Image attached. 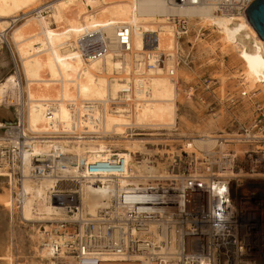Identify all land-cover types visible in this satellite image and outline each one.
<instances>
[{
	"label": "bare ground",
	"instance_id": "bare-ground-1",
	"mask_svg": "<svg viewBox=\"0 0 264 264\" xmlns=\"http://www.w3.org/2000/svg\"><path fill=\"white\" fill-rule=\"evenodd\" d=\"M41 1L0 0V42L12 52L15 65V72L0 81V128L14 125L9 107L16 106L28 132L37 138L51 135L52 142L38 140V144L33 145L36 154H47L54 147L57 153H70L93 164L108 158L111 148H119L126 158L129 178L119 183L137 190L148 183L162 185L163 181L175 178L179 171L181 174V152L175 145L180 143L178 125L183 119L179 111V88L174 82L180 65L176 64L178 42L169 22L171 17L199 19L212 27L211 48L218 47L224 57L237 55L241 62L238 70L242 71L245 85L256 89L252 93L254 97L258 91L264 95V41L241 14L220 13L210 5L181 9L169 0H50L44 4ZM20 13L23 15L19 16ZM118 24L130 28L133 44L130 54L121 55L119 49L110 45L115 40ZM91 34L105 41L106 54L88 56L83 53L81 43ZM145 34L158 37L152 50L167 57L165 69L134 67V56L139 58V53H145ZM198 38L197 35L195 39ZM96 40L95 36L93 41ZM6 65L9 64L0 63V77ZM170 70L174 77L168 75ZM88 103L94 105L90 110L85 109ZM253 122L251 119L247 125ZM212 128L213 124H209L203 134L190 136L191 144L185 143L187 151L210 150L216 145V138H239L218 137L209 132ZM62 134L73 137L60 136ZM235 150L237 155H243L244 147L237 145ZM227 172L217 177H234ZM4 181L0 193V264H20L24 248L32 257L30 264H95V261L118 264L124 258L127 260L128 256L117 254L70 253L59 238L52 239L62 247L56 255L51 247L43 246L44 231L40 225H35L42 220H53L54 215L60 220L58 216L63 214L61 209L55 211L47 199L49 181L36 183L26 179L24 182L21 220L25 219L22 224L30 230L18 224L20 218L13 204V189ZM257 182L264 185L262 180ZM77 185L62 183L57 190L61 193L76 190ZM80 192L83 206L91 216L111 205V194L107 196L94 181L82 185ZM155 230L154 226L150 227L151 232ZM164 234L168 248L175 250L179 240L172 237L171 242V233L165 231ZM159 238L160 235L154 233L150 240L157 244ZM187 240V245L193 247L190 238ZM135 259L142 260L143 264H155L144 262L141 256ZM134 261L131 258V262L128 260L125 264H137Z\"/></svg>",
	"mask_w": 264,
	"mask_h": 264
},
{
	"label": "built area",
	"instance_id": "built-area-1",
	"mask_svg": "<svg viewBox=\"0 0 264 264\" xmlns=\"http://www.w3.org/2000/svg\"><path fill=\"white\" fill-rule=\"evenodd\" d=\"M169 1L181 9L210 5L220 13L244 16L256 0ZM169 22L178 43L190 33L189 17L175 16ZM116 31L110 45L119 49L121 55L132 53L130 28L118 24ZM203 32L205 29L200 28L198 36H203ZM95 36L97 40L93 41ZM86 40L81 43L84 47L80 46L86 55L107 53L105 41L97 34L89 35ZM157 43L158 37L154 34L143 36L145 53H139V58L134 56V67L165 69L167 57L152 50ZM119 59L122 60L120 56ZM176 60L180 65V57ZM168 75L174 77L173 70ZM242 95L246 96L245 92ZM92 106L88 103L85 109L90 110ZM18 113L16 110L15 125L0 128V178L13 189V204L20 219L25 180L49 181L47 199L55 211L61 209L63 214L57 215L60 220L54 215L53 220H42L37 224L44 231L43 246L51 247L56 255L62 247L52 239L59 238L70 253L128 256L118 264L131 262V258L137 264H143L142 260L136 261L137 256L155 264H264V185L257 182L258 179L264 182V111L263 119L257 117L251 125H242L239 138H216V145L207 152L193 148L189 153L186 146L181 149L178 146L183 163L181 174L179 171L175 178L163 181L162 185L148 183L138 190L120 185V180H129L128 165L125 156L116 148H111L108 158L93 164L70 153H57L52 146L51 152L36 154L33 145L38 144V140L52 142L51 135L37 138L27 131L25 121ZM60 136L73 137L70 134ZM190 141H185L187 146ZM237 145L244 147L243 155H237ZM224 172L234 177H217ZM92 181L97 187L101 186L107 196L111 194V205L99 209L96 216L88 214L80 192L82 185ZM62 183H78V188L61 193L57 188ZM217 186L221 187L217 189ZM151 226L155 227V232L150 231ZM57 228L60 229L58 232ZM165 231L171 233V242L172 237L179 240L175 250L168 248ZM154 233L160 235L157 244L150 240ZM188 238L193 247L187 245ZM94 263L98 264V261Z\"/></svg>",
	"mask_w": 264,
	"mask_h": 264
},
{
	"label": "rangeland",
	"instance_id": "rangeland-1",
	"mask_svg": "<svg viewBox=\"0 0 264 264\" xmlns=\"http://www.w3.org/2000/svg\"><path fill=\"white\" fill-rule=\"evenodd\" d=\"M48 1L50 0L40 3ZM190 20V33L180 39L175 51L177 58L180 57V70L174 82L179 88V111L183 119H180L178 125L180 143L175 146H180V149L184 148L185 141L191 140L188 139L190 136L195 137L207 131L209 124H213V128L209 130L213 135L237 136L242 125L251 119H263L261 114L264 111V95L258 91L254 97L252 93L256 89L251 90L245 85L242 71L238 70L241 62L237 55L234 58L224 57L218 47L211 48L213 28L199 19ZM200 28H204L205 32L196 40ZM10 34L11 32L8 34L9 38ZM10 48H13L11 43ZM11 54L7 45L0 42V63L4 61L9 64L1 69L3 75L0 81L15 72ZM243 92H247V96H243ZM9 108L15 120L17 107ZM182 133H185L184 137H181ZM116 149L120 152L119 148ZM3 181L0 178V193L3 192ZM18 224L22 229L30 230V227L22 224L21 219H18ZM31 258L28 249L24 248L23 254H20V264H30Z\"/></svg>",
	"mask_w": 264,
	"mask_h": 264
},
{
	"label": "water",
	"instance_id": "water-1",
	"mask_svg": "<svg viewBox=\"0 0 264 264\" xmlns=\"http://www.w3.org/2000/svg\"><path fill=\"white\" fill-rule=\"evenodd\" d=\"M244 16L256 31L258 37L264 41V0H256L253 2L244 12Z\"/></svg>",
	"mask_w": 264,
	"mask_h": 264
}]
</instances>
